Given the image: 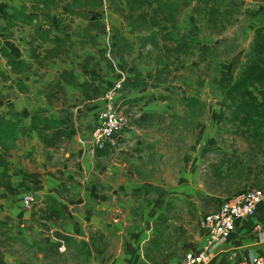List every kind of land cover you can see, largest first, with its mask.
Masks as SVG:
<instances>
[{
    "label": "rangeland",
    "instance_id": "obj_1",
    "mask_svg": "<svg viewBox=\"0 0 264 264\" xmlns=\"http://www.w3.org/2000/svg\"><path fill=\"white\" fill-rule=\"evenodd\" d=\"M16 1L30 4V0ZM67 1H57L46 19L40 17L39 26L49 30L51 35H66L64 46H68V53L73 55V49H86L98 59L95 65L110 71L107 63L112 64L110 75L113 78L109 87L117 83L114 81L117 77L122 83L135 74L145 80L136 89L140 96H136L135 101L120 99L118 104L119 92L115 104H118L125 127L116 135L114 143L106 147L105 155L89 156L84 159L90 163L88 167L73 166V179H59L58 195L44 190L41 180L40 183L37 180L38 186L30 184L21 188L17 194L20 203L14 204L13 197L10 205L3 206L0 199V224L7 233L5 237L0 229V264H115L121 259L115 261L113 256L121 253L130 236L139 228L145 232L148 224L150 238L156 221H163L164 225V258L158 264L181 261L185 252L202 244L204 215L232 194L252 188L264 189V143L240 137L222 123L224 91L235 77L254 28L264 22V0H221L227 22L220 33H212L208 28L207 10L200 0H179L181 11L176 31L180 39L191 42L196 48L194 54L171 56L167 63L171 73L163 82L149 78L154 53L148 54L145 50L120 52L119 46L111 53L109 49L108 53L112 34L98 35L95 42L81 35L88 20L100 18L107 30L117 27L125 37L134 40L130 28L109 9L107 2L97 10L88 11L87 19H83L77 13L66 12ZM151 9L152 5L148 4L140 13ZM2 27L0 20L1 30ZM30 31V27L18 25L3 33L13 40L22 38L32 55L34 45L40 43L27 41ZM48 44L52 43L40 45L38 50L43 54ZM5 51L7 48L0 41V97L17 93L15 83L9 82L1 70L8 60ZM200 51L206 54L200 56ZM38 63L41 66L43 62L38 60ZM120 70L124 75L118 73ZM30 71L26 74L35 76ZM18 87L23 94L29 91ZM60 93L52 98V103L65 106L69 102L65 90ZM190 96L199 98L204 106L190 113L184 103ZM127 97L132 96L127 93ZM76 101L70 99V102ZM90 107L95 108L87 124L91 126L84 132L78 130L71 138L55 141L64 147L55 152L57 155L70 151L69 158L75 162L85 157V148L81 156L79 150L71 151L80 140L89 137L101 103ZM224 155H229L233 161L220 164ZM22 158L29 157L25 153L19 155L17 150L9 154L8 159L15 161L13 169L23 165ZM215 168L224 173L233 169L243 173L244 178L221 181L215 175ZM43 175L39 172L37 177L43 180ZM27 192L37 199L28 208L21 201ZM51 199L57 201L68 219H41L42 209ZM19 211L20 214L13 215ZM65 235H71L72 242L58 238ZM60 240L58 248L48 252L38 251L37 245L29 246L34 241ZM92 245L99 250L94 251Z\"/></svg>",
    "mask_w": 264,
    "mask_h": 264
},
{
    "label": "trees",
    "instance_id": "obj_2",
    "mask_svg": "<svg viewBox=\"0 0 264 264\" xmlns=\"http://www.w3.org/2000/svg\"><path fill=\"white\" fill-rule=\"evenodd\" d=\"M57 1L60 2L61 0H30L29 5L23 3L18 8L11 7L7 17V25L20 21L31 26L33 28L31 38H37L40 45L52 43L51 47L43 49V54L40 50L38 52V48L32 49L31 57L42 62L47 58H57L62 54H68L69 50L64 46L65 39H67L66 35H51L49 30L39 26L40 17L46 19ZM200 1L207 10L205 18L208 28L212 33H220L224 29L225 22H227L225 13L221 9L222 1ZM104 2H107L109 9L118 14L123 23L130 28L135 41L125 37L117 27H110V30H107L105 23L100 18L88 20L81 35L95 42L98 35L112 34L110 53L117 46H119L120 52L130 53L134 50H145L148 54L154 53L153 68L149 72L151 80L165 81L166 76L171 73L167 63L172 55L194 54L195 45L180 39L176 31L178 16L181 11L179 0H69L65 3L66 12L77 13L81 18L87 19L88 11L99 9ZM148 4L152 5L151 11L144 14L140 13ZM5 52H7L5 55L8 59L9 71L12 74L23 75L31 69L32 62H27L18 56L15 57L8 51ZM204 54H206L205 51L199 52L200 56ZM110 69H113L111 65ZM144 80L145 78L139 74H135L130 80H125L119 89L121 94L118 104L121 102L120 99L137 100L136 96L127 97V93L138 89ZM63 82L76 84L73 77L62 73L61 79L46 83L41 93L48 101H51L54 96L64 92ZM76 85L82 90L84 99L100 97L103 91L109 88V86L101 84L94 85L86 80ZM19 86L23 87L24 90L27 88L22 83H19ZM122 91L125 92V95L122 94ZM223 101L225 114L222 123L240 137L253 140V142L264 143V22L259 23L254 28L248 49L239 64L235 77L224 91ZM184 103L190 113L204 106L203 101L195 96L187 97ZM46 131L49 133L44 135ZM32 132H36L46 146H55L58 144L55 141L68 139L75 135V130L68 126L67 122H61L52 116L44 117L40 111L31 116L27 126L22 125V115L19 112L10 109L0 113V182H7L9 172L16 170L12 168L8 156L17 148L19 136L29 135ZM105 153L106 148L94 150L95 157L105 155ZM232 161V157L224 155L220 164L231 163ZM232 170L224 173L215 168L214 172L221 181L229 182L234 178L240 180L244 178L243 173ZM42 214L41 219L61 221L68 219L67 213L59 207L54 199L47 201L46 206L42 209ZM3 228L4 225L0 224V229L7 237L5 235L7 234L5 233L6 229ZM163 228V221L155 222L153 235L143 248L144 262L139 264H158L164 258L162 253ZM58 238H65L67 243L73 240L71 235L59 236ZM60 244L61 240L46 243L34 241L29 246L37 245L38 251L48 252L58 248Z\"/></svg>",
    "mask_w": 264,
    "mask_h": 264
},
{
    "label": "crops",
    "instance_id": "obj_3",
    "mask_svg": "<svg viewBox=\"0 0 264 264\" xmlns=\"http://www.w3.org/2000/svg\"><path fill=\"white\" fill-rule=\"evenodd\" d=\"M21 5L22 3L16 0L12 2H0V20L3 21L2 30L0 29V31H2L0 33V41L1 44L7 48V51L12 53H10L11 55L17 57L20 51V55L18 57L26 60L27 62H32L30 72L35 76H29L26 73L23 75L12 74L10 71L6 70L5 65L2 66L1 70L3 75L10 79L9 82L12 81L15 83L17 93L14 95L6 94L5 96L0 97V113L6 112L9 109L19 112L23 118L22 125L27 126L30 122L31 116L40 111L41 115L44 117L52 116L61 122H67V125L75 130V134L78 132V130L83 132L86 131V128L91 126V124H87L91 122V114H93L92 111L95 109L90 106H92V104H97L100 100L99 97L84 99L82 90L76 84H80L86 80L94 85L101 84L103 86H108L111 84L113 78V76L110 75L111 69L110 71H107V67L102 68V65H100V67L98 64L95 65L98 59L94 57V53L92 54L86 49H81V51H77L78 49H73L75 52L73 55L72 53H68L62 54L57 58H47L45 61H43L41 66H38V60L35 61L34 58L31 57L29 53L30 51L27 49L28 45L22 40V38L13 40L12 37H7L6 34L3 33L11 30L12 27L14 28V26L19 25V27H27V25L20 21H17L11 25H7V17L11 11V7L18 8ZM28 27L31 28V31L27 41L35 40V43L39 42L37 38H31L33 29L31 26ZM51 46L52 44H48L47 48ZM39 47L40 44L34 45L33 48ZM6 62L7 61L5 60V63ZM110 65L113 66L112 64L107 63L108 68H110ZM97 67H99V69L101 68V71H99ZM62 73L73 77V80L76 83L74 85L63 82L65 97L69 101L65 106L54 104L52 103V100L48 101L40 92L46 83L61 79ZM117 79L118 77L116 80ZM21 82L29 89L27 93L23 94L20 91L18 85ZM129 96H140L139 90H132L129 92ZM71 98L74 100L76 99L77 101L70 102ZM83 116H85V119L82 118ZM96 117L97 116L95 114L93 118L94 122L92 123L93 125L96 122ZM48 133L49 132L46 131L44 135H47ZM80 141L81 143L76 147V149L73 148L71 152L75 153L76 150H79L78 154L81 156L84 151L83 148H85L87 151L84 158L81 156V159L75 162L69 158L70 151H65L64 153H61V155H57L55 153L56 151L62 150L64 148L62 144L46 146L40 140L39 135L36 132H32L29 135H20L17 140V148L15 150H17L19 155L25 153V155L29 158L27 160H24L23 158L21 159V161H23L22 166L24 168L21 166L14 172H9L8 181L4 183L0 182V199L2 202H4L1 204L3 206L10 205V200L13 199V197H15V199H13L14 204L16 202L18 203L20 199L18 198L19 196L17 197V194L21 188L30 184L38 186L35 184L37 180H39L37 183H40L41 180V185H43L44 190H48L52 194L58 195V183L61 177L73 179V166L78 165L79 168H82V166L85 168L90 165V163L84 161V159H87L89 156L92 157L94 153L88 147V144L85 140ZM9 161L12 164L14 160L10 159ZM39 172L44 173L42 177L43 180L37 177ZM18 214H20V211L17 214L16 212H13V215ZM115 227L118 228L117 226ZM145 227V232H143L141 228L137 229L130 236L127 243H125V247L121 253L119 254L117 252L113 256L115 261L117 258H119V260L121 259L115 264H139L144 262L143 246H145L149 240L147 230L148 224H146ZM84 243H86V241L83 242V244ZM92 246H94V251L99 250L98 246ZM200 246L201 243L195 247H192L194 249L190 250H197L200 248ZM263 252L264 201L257 207L253 216L239 219L236 223L234 231L226 239L213 247L211 252V260L208 264H237L247 261L251 256L260 255Z\"/></svg>",
    "mask_w": 264,
    "mask_h": 264
},
{
    "label": "built area",
    "instance_id": "obj_4",
    "mask_svg": "<svg viewBox=\"0 0 264 264\" xmlns=\"http://www.w3.org/2000/svg\"><path fill=\"white\" fill-rule=\"evenodd\" d=\"M1 1L12 2L14 0ZM109 49L110 46H108V53ZM5 68L7 71L10 69L7 62ZM118 73L124 75L121 70ZM116 81L117 83H113L99 97L101 107L90 135L85 140L93 153L95 149H105L108 145H112L116 135L121 133L126 125L123 117L118 113V104H115L123 80L117 79ZM36 200L30 192L24 193L21 198L23 206L27 208L36 203ZM263 201L264 189L260 188L242 190L226 197L214 210L203 216L201 227L205 235L200 248L187 251L183 254L181 261L168 264H208L213 247L234 231L239 219L253 216ZM237 264H264V252Z\"/></svg>",
    "mask_w": 264,
    "mask_h": 264
}]
</instances>
